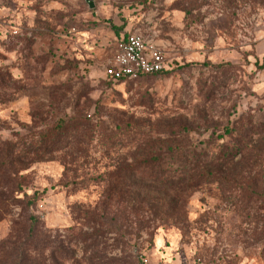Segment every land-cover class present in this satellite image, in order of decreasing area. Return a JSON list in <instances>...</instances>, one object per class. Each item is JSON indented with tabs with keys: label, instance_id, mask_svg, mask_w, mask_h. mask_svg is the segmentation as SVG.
Returning <instances> with one entry per match:
<instances>
[{
	"label": "rangeland",
	"instance_id": "rangeland-1",
	"mask_svg": "<svg viewBox=\"0 0 264 264\" xmlns=\"http://www.w3.org/2000/svg\"><path fill=\"white\" fill-rule=\"evenodd\" d=\"M93 1L0 0V264H264V0ZM134 31L167 71L113 82Z\"/></svg>",
	"mask_w": 264,
	"mask_h": 264
},
{
	"label": "trees",
	"instance_id": "trees-1",
	"mask_svg": "<svg viewBox=\"0 0 264 264\" xmlns=\"http://www.w3.org/2000/svg\"><path fill=\"white\" fill-rule=\"evenodd\" d=\"M165 71L167 70H164L162 72ZM58 122V125L54 129L48 130L49 133H52L54 135L52 136V142L50 141V137H45L44 135H42L40 136V139L36 142V144L38 145V149L45 148L46 152L51 151L54 144H57L63 136L65 137L69 133H71V135H68L67 137H72V139L75 140L81 139L82 137H87L88 134L91 133L93 127L96 126L92 124L90 119L86 117L84 118V116L82 115H78V117H70L68 119H61ZM134 129L137 130L136 127ZM245 133L247 134V132L240 133V137L243 138V134ZM249 135H251V133ZM240 137L237 139V145L239 147V150L237 151L235 148H232L229 151L225 152L227 156L231 157L240 153L242 140ZM216 155L219 156V153H217ZM5 158L6 159H4L5 161H3L4 163L0 168V171H3L4 174H8L10 173L9 171H11L10 166L12 165V163L10 162L11 158L9 154L6 155ZM4 165H7V167H4ZM142 170L143 171L140 173L135 171L134 173H137L135 174V177L144 178L146 180L154 182H163L166 178L171 176L177 177L179 179L178 182L182 191H188L191 188L195 187L196 184L203 178L205 172H198L196 166L193 165L180 167L177 170H168L163 169L159 166L147 165ZM1 190L3 189L0 188V206H3L5 198L3 196L4 193H2ZM31 202L33 203V201H30V203Z\"/></svg>",
	"mask_w": 264,
	"mask_h": 264
},
{
	"label": "built area",
	"instance_id": "built-area-1",
	"mask_svg": "<svg viewBox=\"0 0 264 264\" xmlns=\"http://www.w3.org/2000/svg\"><path fill=\"white\" fill-rule=\"evenodd\" d=\"M166 69L165 54L140 31H134L117 41L112 62L105 67L104 75L113 82H119Z\"/></svg>",
	"mask_w": 264,
	"mask_h": 264
},
{
	"label": "water",
	"instance_id": "water-1",
	"mask_svg": "<svg viewBox=\"0 0 264 264\" xmlns=\"http://www.w3.org/2000/svg\"><path fill=\"white\" fill-rule=\"evenodd\" d=\"M86 2L89 4L90 8H93L95 6L93 0H86Z\"/></svg>",
	"mask_w": 264,
	"mask_h": 264
}]
</instances>
